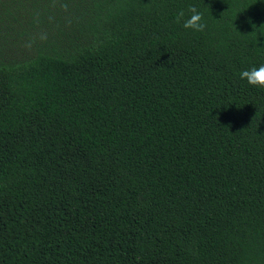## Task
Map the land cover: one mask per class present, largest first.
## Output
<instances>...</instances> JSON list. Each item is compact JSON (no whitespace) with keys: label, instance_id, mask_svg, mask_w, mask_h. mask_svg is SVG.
<instances>
[{"label":"trees","instance_id":"obj_1","mask_svg":"<svg viewBox=\"0 0 264 264\" xmlns=\"http://www.w3.org/2000/svg\"><path fill=\"white\" fill-rule=\"evenodd\" d=\"M75 20L0 63V264H264V88L240 78L264 65V0Z\"/></svg>","mask_w":264,"mask_h":264},{"label":"rangeland","instance_id":"obj_2","mask_svg":"<svg viewBox=\"0 0 264 264\" xmlns=\"http://www.w3.org/2000/svg\"><path fill=\"white\" fill-rule=\"evenodd\" d=\"M85 0H0V63L32 58L71 37Z\"/></svg>","mask_w":264,"mask_h":264},{"label":"clouds","instance_id":"obj_3","mask_svg":"<svg viewBox=\"0 0 264 264\" xmlns=\"http://www.w3.org/2000/svg\"><path fill=\"white\" fill-rule=\"evenodd\" d=\"M188 11L191 13L188 19L184 20L183 26L186 29H192L194 31L202 32L206 24L202 23L203 15L195 6H189ZM185 17V12L181 10L177 13V23H179ZM242 80H247L250 85L259 86L264 88V65L259 67H252L251 69L244 70L240 73Z\"/></svg>","mask_w":264,"mask_h":264}]
</instances>
